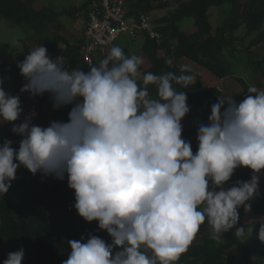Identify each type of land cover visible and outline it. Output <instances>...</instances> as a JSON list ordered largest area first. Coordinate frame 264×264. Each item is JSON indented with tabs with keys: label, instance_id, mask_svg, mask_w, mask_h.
<instances>
[{
	"label": "clouds",
	"instance_id": "obj_1",
	"mask_svg": "<svg viewBox=\"0 0 264 264\" xmlns=\"http://www.w3.org/2000/svg\"><path fill=\"white\" fill-rule=\"evenodd\" d=\"M143 63L113 46L85 72L35 47L17 64L26 81L20 92L47 93L53 110L71 106L67 122L46 127L32 122L35 109L25 115L20 96L6 92L0 79V125L11 124L20 137L18 149L12 140L0 144V194L21 166L33 175L67 176L79 217L111 237L110 243L92 234L67 241L62 264H175L205 221L214 240L233 229L236 239L246 237L237 225L239 210L251 211L264 172V91L253 86L239 103L212 104L208 122L198 126L194 154L182 138L187 94L173 87L192 77L186 69L148 72L138 82ZM238 168L249 169L250 179L226 188ZM23 259L21 248L3 264Z\"/></svg>",
	"mask_w": 264,
	"mask_h": 264
},
{
	"label": "trees",
	"instance_id": "obj_2",
	"mask_svg": "<svg viewBox=\"0 0 264 264\" xmlns=\"http://www.w3.org/2000/svg\"><path fill=\"white\" fill-rule=\"evenodd\" d=\"M92 1L86 0L80 7L56 12L47 8L36 11L23 0H0V18L21 27L27 36L37 35L41 45L47 48L49 56L66 42L68 48L63 54L66 59L65 66L69 69L77 67L87 72L90 67L82 59V43L71 46L62 36L50 33L49 23L56 16L76 19L80 13L87 14ZM170 3L166 0H137L128 4L132 15L138 16L140 13L149 15L154 14V11L157 13L164 8L173 7L169 6ZM175 4L171 9L173 11L169 9V13L159 19L154 14L160 40L145 35L141 50L144 63L140 68L138 82H142L143 74L148 72L157 75L172 72L180 75L181 69H186L183 74L191 76L192 79L187 85L173 83V87L178 91H185L187 103L193 111L199 112L201 109L211 108L219 99L227 100L221 88L206 84V78H203L198 70L202 68L208 74L206 77L219 81L233 76L242 89H239L240 93L234 100L237 103L242 101L248 94L249 87L254 85L234 76L229 57L237 58L240 53L238 45H245L246 40L255 34L256 38L247 47L248 52L255 46H264V0H178ZM226 4L232 7L230 16L215 30L209 20V11ZM186 18L193 19L195 24L194 28L183 32L178 24ZM242 32L244 36L241 35ZM116 46H119L125 55L131 56L128 47L118 44ZM31 50L25 44L24 50L16 54V63H0V79H4L3 87L6 92L20 96L25 115L35 109L37 116L32 122L43 126L49 124L52 119L46 116L51 105L49 95L46 93L30 98L29 94L25 93V102L20 92L26 81L20 76L17 64L23 61ZM98 64L96 59L94 65ZM190 64L196 67L191 68ZM249 67L260 71L264 80V58L250 60ZM7 75L13 79L7 80ZM256 88L264 91V82ZM149 90L155 95L154 86H149ZM68 113L69 110L59 111L56 121L67 122ZM184 119L181 122L182 138L191 142L195 154L198 148V127H184ZM11 127V124L0 125V144L5 139L12 140L13 146L18 149L20 137L11 132ZM251 175L249 169L238 168L227 186H233L238 180L247 181ZM16 177L9 191L0 194V254L3 253L0 264H3L9 253L21 248L24 250L22 264H25L26 259L28 264H62L70 252L67 241L79 240L81 237L87 239L89 234L111 242V237L98 229L97 222L87 223L79 217L74 207L75 193L68 187L67 176L61 181L40 173L33 175L21 166ZM251 203V211L247 213L256 217L251 223L246 222L249 216L243 208L239 210L237 227L244 226L245 239H236L233 229L224 233L221 240H214L211 238V228L205 221L187 251L180 255L175 264H264V243L258 239L259 223H264V186L259 189V194Z\"/></svg>",
	"mask_w": 264,
	"mask_h": 264
},
{
	"label": "rangeland",
	"instance_id": "obj_3",
	"mask_svg": "<svg viewBox=\"0 0 264 264\" xmlns=\"http://www.w3.org/2000/svg\"><path fill=\"white\" fill-rule=\"evenodd\" d=\"M28 5H30L34 10L40 11L44 8L54 10L56 12H62L65 10H69L72 8H75L77 6H80L83 3V0H23ZM130 3H135L137 0H128ZM155 1V0H151ZM167 2H171L168 7L164 8L161 11H158L154 14L159 19L163 16H165L170 11H173V9L178 0H166ZM127 6V1L125 0L124 8ZM232 7L230 4H226L219 8H211L209 11V20L213 28L216 30L218 27L222 26L226 19L230 16ZM146 16H153V13H150ZM71 17L65 16V17H55L53 20L49 23L52 32H59V35L62 36L66 34L68 26L72 23ZM194 20L190 18L184 19L182 22L178 24V27L183 32H188L190 29L194 28ZM264 29V27H263ZM242 36H244V32L241 33ZM256 34L252 37L248 38L246 40V44L242 45L241 43L238 45V50L240 53L237 55V58H230L229 62L231 63L232 67V73L235 77H241L247 82L253 84L256 87H259L260 83H263V76L260 71H255L251 67H249L250 60H262L264 58V46H255L252 48L251 51L248 52L247 47L251 44V42L256 38ZM144 37L142 39L138 38L137 40L131 38L128 35H125L117 41L118 45L126 46L130 49L131 55H137L139 57H143L141 55V50L143 46ZM25 44L30 49H34L37 46L41 45V42L37 39V35L31 34L30 36H27L26 33H24V30L21 27H16L12 25L10 22L6 21L5 19L0 18V63L6 62V63H16V54L18 52H22L24 50ZM116 44V45H117ZM115 45V46H116ZM59 56V53H57L54 56H50L51 58L55 59ZM61 56V55H60ZM99 62L101 59H97ZM191 68L196 67L193 66V64L189 65ZM196 69V68H195ZM202 69V68H201ZM198 69L200 74L205 79L206 84L209 86H217L218 88H221L224 91L225 96L227 99L233 98L235 99V96L240 93L239 89H241V86H239L238 82L233 78V76H230L224 81H219L218 79H213L211 77H206L208 74L205 69ZM197 70V69H196ZM195 74V73H194ZM7 80H12L13 77L6 76ZM242 90V89H241ZM22 100L27 102L26 94L22 93ZM225 97V98H226ZM25 103H23L24 105ZM189 106V104H188ZM190 107V106H189ZM49 111L46 112V116H48L51 121H56L58 119L57 113L62 110H71V106L63 107L58 110H53L52 105H50ZM211 108H204L197 111H193L190 107V112L187 114V117L184 119V127L189 128H196L199 126L200 123H206L208 120V117L210 115ZM194 116V117H191ZM48 124H45L43 126H47ZM264 186V172L260 175V184L259 189H261ZM228 187L227 185L225 186ZM249 216L246 219L247 223H251L256 219L254 215H250L249 213L246 214ZM200 242V241H199ZM3 256V253L0 254V261ZM25 264H28V260H25Z\"/></svg>",
	"mask_w": 264,
	"mask_h": 264
},
{
	"label": "built area",
	"instance_id": "obj_4",
	"mask_svg": "<svg viewBox=\"0 0 264 264\" xmlns=\"http://www.w3.org/2000/svg\"><path fill=\"white\" fill-rule=\"evenodd\" d=\"M78 16L86 25L81 54L88 67L93 66L96 59L105 58L110 50L97 47L96 39L117 38L118 41L125 35L135 40L145 35L151 39H158V25L154 14L153 16H146V13L132 15L128 0L126 8L112 11V17H104L102 0H93L88 13Z\"/></svg>",
	"mask_w": 264,
	"mask_h": 264
},
{
	"label": "crops",
	"instance_id": "obj_5",
	"mask_svg": "<svg viewBox=\"0 0 264 264\" xmlns=\"http://www.w3.org/2000/svg\"><path fill=\"white\" fill-rule=\"evenodd\" d=\"M85 1L86 0H83V3L80 6H82L85 3ZM128 3L130 4L129 1H128ZM80 6H77V7H80ZM80 14H78V15H80ZM63 17H65V16H63ZM72 20H73L72 23L68 26L67 30H65V31H67L66 34L65 35L62 34V37L66 41H68L71 46H78V45H80V43L83 42L84 35H85V26L86 25H85L84 20H82L81 18H79V16L76 19H72ZM50 30H51V27L49 25V31ZM50 33H52V34H58L59 35V32H52V31H50ZM142 38L143 37H140V39H142ZM67 48H68V45L66 44V42H64L63 44H61L60 46L57 47V49L55 50L54 54L51 55V56H54L57 53H59V56L61 55L63 57V54L67 50ZM99 59H101V58H99Z\"/></svg>",
	"mask_w": 264,
	"mask_h": 264
},
{
	"label": "bare ground",
	"instance_id": "obj_6",
	"mask_svg": "<svg viewBox=\"0 0 264 264\" xmlns=\"http://www.w3.org/2000/svg\"><path fill=\"white\" fill-rule=\"evenodd\" d=\"M125 0H102L104 17H112V11L124 9ZM159 37V33H158ZM77 40V39H76ZM117 43V38L96 39V46L102 49H111Z\"/></svg>",
	"mask_w": 264,
	"mask_h": 264
}]
</instances>
